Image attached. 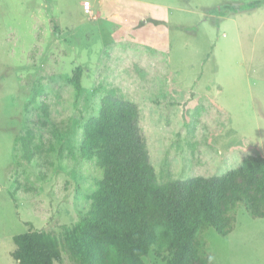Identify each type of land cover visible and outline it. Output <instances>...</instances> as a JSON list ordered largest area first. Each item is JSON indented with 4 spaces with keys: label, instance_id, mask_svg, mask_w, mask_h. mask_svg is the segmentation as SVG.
<instances>
[{
    "label": "rangeland",
    "instance_id": "1",
    "mask_svg": "<svg viewBox=\"0 0 264 264\" xmlns=\"http://www.w3.org/2000/svg\"><path fill=\"white\" fill-rule=\"evenodd\" d=\"M254 1L264 0H0V264H20L14 236L33 229L62 240L63 226L90 210L103 169L80 147L103 87L138 105L161 184L264 156V2L212 13ZM228 217L230 235H204L212 264H264V217L240 204ZM63 258L71 264L66 249ZM143 261L169 264L153 251Z\"/></svg>",
    "mask_w": 264,
    "mask_h": 264
},
{
    "label": "trees",
    "instance_id": "2",
    "mask_svg": "<svg viewBox=\"0 0 264 264\" xmlns=\"http://www.w3.org/2000/svg\"><path fill=\"white\" fill-rule=\"evenodd\" d=\"M264 1L225 4L220 18L254 10ZM83 67L72 79L82 92ZM99 115L88 120L80 147L83 159L98 158L103 177L91 195V208L56 235L31 230L14 236L13 258L20 264H145L151 251L169 264H212L204 235L215 229L230 235L228 212L243 205L254 219L264 217V156L250 155L222 176H197L161 184L139 125L140 109L113 87H103ZM32 132L22 138L32 160ZM257 194H249V192Z\"/></svg>",
    "mask_w": 264,
    "mask_h": 264
},
{
    "label": "built area",
    "instance_id": "3",
    "mask_svg": "<svg viewBox=\"0 0 264 264\" xmlns=\"http://www.w3.org/2000/svg\"><path fill=\"white\" fill-rule=\"evenodd\" d=\"M85 9H86L88 12L91 11V8H90L88 5L85 6Z\"/></svg>",
    "mask_w": 264,
    "mask_h": 264
},
{
    "label": "crops",
    "instance_id": "4",
    "mask_svg": "<svg viewBox=\"0 0 264 264\" xmlns=\"http://www.w3.org/2000/svg\"><path fill=\"white\" fill-rule=\"evenodd\" d=\"M244 161V159L242 160V162ZM197 176H201V175H197ZM197 176H195V177H197ZM203 176V175H202ZM203 177H205V176H203ZM61 264V263H60ZM63 264V263H62Z\"/></svg>",
    "mask_w": 264,
    "mask_h": 264
}]
</instances>
